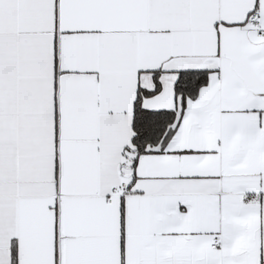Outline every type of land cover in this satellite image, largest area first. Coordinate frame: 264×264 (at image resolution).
<instances>
[{
	"label": "snow or ice",
	"instance_id": "6c2138e0",
	"mask_svg": "<svg viewBox=\"0 0 264 264\" xmlns=\"http://www.w3.org/2000/svg\"><path fill=\"white\" fill-rule=\"evenodd\" d=\"M0 264H264V0H0Z\"/></svg>",
	"mask_w": 264,
	"mask_h": 264
}]
</instances>
